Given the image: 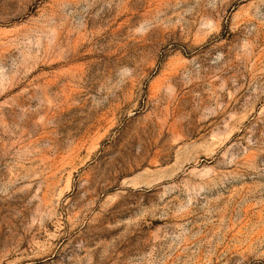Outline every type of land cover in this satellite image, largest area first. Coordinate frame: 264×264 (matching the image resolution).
Returning <instances> with one entry per match:
<instances>
[{
  "label": "rangeland",
  "instance_id": "1",
  "mask_svg": "<svg viewBox=\"0 0 264 264\" xmlns=\"http://www.w3.org/2000/svg\"><path fill=\"white\" fill-rule=\"evenodd\" d=\"M0 264H264V0H0Z\"/></svg>",
  "mask_w": 264,
  "mask_h": 264
}]
</instances>
